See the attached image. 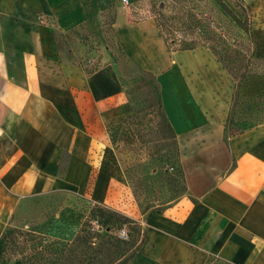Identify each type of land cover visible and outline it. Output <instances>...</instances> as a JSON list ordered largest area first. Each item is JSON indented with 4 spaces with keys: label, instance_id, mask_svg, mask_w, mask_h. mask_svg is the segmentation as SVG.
Wrapping results in <instances>:
<instances>
[{
    "label": "crops",
    "instance_id": "1",
    "mask_svg": "<svg viewBox=\"0 0 264 264\" xmlns=\"http://www.w3.org/2000/svg\"><path fill=\"white\" fill-rule=\"evenodd\" d=\"M40 4L0 0V242L28 198L91 187L90 153L108 144L107 130L128 109L108 56L89 74L64 59L52 25L16 15ZM114 34L141 71L161 82L188 185L186 196L140 217L147 235L133 264H264V123L228 147L233 101L209 49L170 52L155 19L135 21L130 9L119 13ZM204 69L218 73L205 82Z\"/></svg>",
    "mask_w": 264,
    "mask_h": 264
},
{
    "label": "rangeland",
    "instance_id": "2",
    "mask_svg": "<svg viewBox=\"0 0 264 264\" xmlns=\"http://www.w3.org/2000/svg\"><path fill=\"white\" fill-rule=\"evenodd\" d=\"M174 1L54 0L51 4L50 0H40V6L35 8H18L16 15L26 17L33 25L54 27L63 44L64 59H70L87 71H95L103 68L108 56V65L115 69L129 103L126 115L107 130L108 144L100 147L97 154L90 153L91 161L95 162L91 164L95 172L91 187L84 192L77 188L28 198L13 215L8 232L27 233L52 225L61 227L82 216L90 202L105 204L139 220L151 210L166 208L182 198L183 182L177 172L181 156L179 141L172 134L162 104L156 105L162 95H157L155 86L143 77L139 66L130 59L114 34L115 22L123 10L130 9L135 21L145 20L169 15ZM244 1L251 7L255 34L254 45L243 46L247 54L255 51L252 73L239 87L228 70L220 80L223 88H229L232 101L240 95L234 102L236 133L264 123V0ZM224 2L238 13L233 0ZM214 12L210 7L208 13ZM226 27L229 43L244 40L238 30ZM197 49L208 51L205 47ZM180 60L191 62L188 57ZM244 71L241 65L234 75L240 76ZM217 73L215 69H204L201 76L206 80L216 77ZM70 160L71 156L65 157L61 173L66 172ZM96 166L104 174L96 172ZM147 209L150 210L147 212ZM6 257L15 264L23 255L13 252Z\"/></svg>",
    "mask_w": 264,
    "mask_h": 264
},
{
    "label": "trees",
    "instance_id": "3",
    "mask_svg": "<svg viewBox=\"0 0 264 264\" xmlns=\"http://www.w3.org/2000/svg\"><path fill=\"white\" fill-rule=\"evenodd\" d=\"M233 3L239 14L224 0H176L171 5L172 11L169 15H156L154 19L167 50L182 52L196 51L199 47L209 49L225 70L233 74L239 87L252 73L255 51L251 48L252 52L247 54L243 46L247 43L249 46L254 45L255 34L251 7L244 0H233ZM210 7L214 13H208ZM226 26L238 30L241 38L248 42L234 40V43H229ZM59 50L63 51L60 39ZM241 65L245 71L240 76L234 75V71ZM96 71L98 69L87 72L94 74ZM143 77L150 80L149 83L155 86V92L160 97L162 85L157 76L143 72ZM239 97L237 94L234 98L225 128L224 137L228 147H231L232 139L239 134L234 132L237 113L234 102ZM161 104L160 98L156 105ZM170 127L176 138L171 124ZM177 167L183 182L181 196L184 197L188 194V185L181 165V156ZM235 168L234 159L233 169ZM149 210L147 209V212ZM82 214L78 219L66 222L61 227L52 225L27 233L7 231L0 244V264H12L6 255L13 252L23 255L15 264H133L145 244L147 235L140 221L101 203L90 202ZM123 232L127 235L126 239L121 237ZM29 250L33 251L32 254Z\"/></svg>",
    "mask_w": 264,
    "mask_h": 264
},
{
    "label": "built area",
    "instance_id": "4",
    "mask_svg": "<svg viewBox=\"0 0 264 264\" xmlns=\"http://www.w3.org/2000/svg\"><path fill=\"white\" fill-rule=\"evenodd\" d=\"M124 2H128V0H124ZM121 237L126 239V238H127V235H126V233H125V232H123V233L121 234Z\"/></svg>",
    "mask_w": 264,
    "mask_h": 264
}]
</instances>
